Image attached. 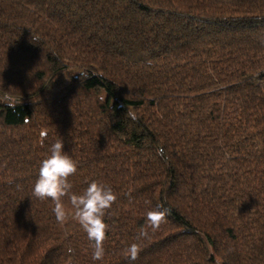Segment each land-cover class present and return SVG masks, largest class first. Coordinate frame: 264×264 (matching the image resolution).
<instances>
[{"label": "trees", "instance_id": "1", "mask_svg": "<svg viewBox=\"0 0 264 264\" xmlns=\"http://www.w3.org/2000/svg\"><path fill=\"white\" fill-rule=\"evenodd\" d=\"M57 140L102 260L32 195ZM0 264H264V0H0Z\"/></svg>", "mask_w": 264, "mask_h": 264}, {"label": "clouds", "instance_id": "2", "mask_svg": "<svg viewBox=\"0 0 264 264\" xmlns=\"http://www.w3.org/2000/svg\"><path fill=\"white\" fill-rule=\"evenodd\" d=\"M80 74L82 77L83 74ZM41 138L42 140L46 138V133H42ZM63 149L64 144L61 140H57L51 145L50 154L41 161L32 195L40 200L51 199L54 203L55 218L61 224L69 218V213L63 202V199L68 197L73 210L71 216L81 225L91 243L92 260H102L105 254L103 245L109 228L104 217L116 201L117 196L110 187L96 181L89 183L82 194L73 193V186L69 178L76 174L78 165ZM170 214L171 209L162 204L147 212L146 221L153 233L160 228ZM148 236V231L144 229L138 233V239ZM68 252L72 253L73 249L69 248ZM139 252V245L133 243L126 250L127 258L130 261H135Z\"/></svg>", "mask_w": 264, "mask_h": 264}, {"label": "rangeland", "instance_id": "3", "mask_svg": "<svg viewBox=\"0 0 264 264\" xmlns=\"http://www.w3.org/2000/svg\"><path fill=\"white\" fill-rule=\"evenodd\" d=\"M62 76H64V75L62 74Z\"/></svg>", "mask_w": 264, "mask_h": 264}]
</instances>
